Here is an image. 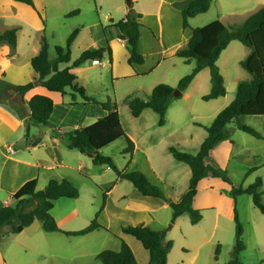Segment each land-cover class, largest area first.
Wrapping results in <instances>:
<instances>
[{
	"label": "crops",
	"instance_id": "1",
	"mask_svg": "<svg viewBox=\"0 0 264 264\" xmlns=\"http://www.w3.org/2000/svg\"><path fill=\"white\" fill-rule=\"evenodd\" d=\"M175 1L180 0H134L133 10L141 14L138 20L144 25L138 40L139 52L144 59L140 64L135 63L130 65L128 63L127 59L129 52L126 42L120 38L118 28L112 25L126 16L128 4L119 2L115 5L116 10L121 11V15L118 20L112 21L106 26L100 21L87 22L81 20L80 24L77 25L80 31L72 44H78L80 46L79 48H81V52L87 49H97L108 44L111 49V61L107 57H104L99 61L100 65L98 68L95 66V61H87L81 66L73 69L77 75V83L82 85L87 92L86 85L88 84V75L90 74L89 69L100 71L102 68L106 67L107 73L110 74L111 80L115 83L126 79H132L130 82H124L121 88H123L124 92H128L127 94L132 92L134 88L142 90L143 92L139 95L142 96L140 98L143 99H146V97L148 98L152 88L159 82L175 86L182 76L179 73L177 74V72L174 74L172 69L182 68L183 71L189 70L188 72H190L195 65V62L194 64L192 61L186 63L183 58L177 57V59H179L178 62L177 60H173L169 62L167 68L164 67L166 59L170 56L174 57L177 50L184 47L191 36V32L188 33L186 32L187 30L183 28L182 19L181 22L173 21V17H176L175 9L172 7ZM33 2L34 6H30L15 0H0V33L8 28L17 27L15 47L11 49L6 44H0V76H3L5 80L13 84L31 81L36 76L34 70L29 65V61L40 49V41L45 29L44 20L46 21L47 6L45 0H33ZM262 2H264V0ZM164 4L168 5L166 9L163 8ZM67 5L68 7L71 6L69 3ZM164 11L166 15L165 20H163ZM179 11L176 10V13L178 14ZM67 13L69 12H66V14ZM107 27H111V30L106 31ZM38 34H40V37L36 36ZM233 41L238 40H231L226 48L220 52L217 60L221 57L222 53H227V49L231 46ZM23 58L25 60H21ZM154 71H156V74L153 78H144ZM2 73L4 75H1ZM163 78L170 79L165 80ZM236 80L238 81V78L235 79V85ZM210 83V70L208 67H204L194 76L189 85L180 94L187 104V107L184 106L186 109H184L182 104L170 102L164 114V123L160 125L158 123V114L151 108H145L139 116L134 117L138 119L145 115L141 123L136 125L134 121H130V131L123 128L127 137L133 142L134 149L136 151L140 150L141 154H143L148 164V169L145 170V172L154 173L163 189L171 194L170 196L177 195L182 190L184 191L186 185L188 187L191 171L186 163L178 161L172 156L169 147L176 146L181 151L192 153H196L199 150L201 143L207 136V130L204 127L205 125L193 121L194 118H197V115L192 112V102L190 98H193L194 95L202 97L204 94L208 93L211 86ZM38 87L42 88L43 86L35 85L25 93L24 99L26 102L33 95L45 94V96L52 98L54 108L57 102L61 104V106L80 105L76 100L65 101V96L61 93L62 96L54 94V91L48 90L49 92H42L40 90L41 88ZM44 88L45 87H43V89ZM234 97V94L229 95L226 87V94L224 96L209 99L206 100V102L209 103V110L213 111L212 115L214 116L215 112L219 113L221 108L225 107ZM101 109L97 114L91 115L94 117L93 120H97L107 114L105 110ZM117 110L119 113V106ZM200 117L202 116L199 115L198 118ZM253 119L256 120H253L252 123L248 121L246 124L256 127V122H262L264 116H256L253 117ZM241 120L243 121L244 119L240 118V121ZM63 122V120H59L54 123L60 124ZM77 126L78 125L74 123L73 129L77 128ZM45 127V125L34 124L26 134L21 112L8 101L0 99V206L10 204V196L30 179L37 178L36 188L42 189L49 178L55 176L61 179L63 178L62 176L66 175L69 171H78L84 176L89 175L90 170L87 171L88 167L82 157V155L85 154L76 149H68L65 146L64 140L66 132L61 130H58L57 133L49 132L47 128L45 130ZM228 140H230V143L233 142V140L228 137L212 148L209 155L205 158L207 164L215 165L210 161V158L213 156L217 157L218 160H220V155L221 157L225 156L227 160L229 155L228 152L234 147V142L229 146ZM75 151H78L80 154H76L77 152ZM132 161H135L134 156L130 157L126 163H132ZM222 162L223 161H221V163ZM205 178L201 179L198 185L204 181ZM212 179L213 180H211L209 184L214 186L217 185L218 182H214L216 177H212ZM120 180L122 179L118 178L112 183L111 187H109L106 192L107 196L111 195V193L117 189L116 187L119 185ZM129 190L130 189H128V191ZM133 191L127 193V191L118 190L114 199L108 196L106 206H104V210L100 216H98V222L117 233L121 231V226L126 223H143L149 226L153 219L148 213L164 208L167 204L160 205V203L157 202L154 203L138 198L134 195ZM183 191L182 193L185 192ZM197 197L198 191L192 202L194 209L201 210L208 207L207 205H202L201 201H196ZM64 199L65 200H61L60 198L53 203L54 218L58 226L63 230L69 231L86 227L97 211V208H94V210L91 211L90 217L82 220L80 223L81 225H79L75 223V219L79 212L75 204L78 197L74 199ZM220 200L221 197H219L217 201L215 200L213 205H209L215 209L212 215L213 222L210 232L206 238H199L198 243L194 244L195 246L199 247L214 237L219 222L218 204ZM64 201L66 202L65 204ZM61 204L62 209L59 212L57 207ZM70 205H72L71 208ZM110 205H112L111 210L113 207L117 209L116 213L110 212ZM181 217H184L183 214L176 218L171 227H178L180 229V225L187 224L185 219L181 220ZM156 222L167 223L166 220H157ZM101 230L102 229H96L83 235L67 236L60 232L45 231L42 229L40 221H34L21 232L12 234L10 233L9 226H3L0 228V264H46V262L51 259L52 252L50 241L54 238L53 235L55 234L82 240L83 243L85 242L87 250L90 249L95 251L93 253L97 256L101 249H94L90 241L91 238L97 232L100 233ZM104 236L106 237V235ZM125 236L122 237L131 247L138 264H147L148 257L145 259L142 244L139 241H134L131 238L132 236ZM172 236H176L177 238L176 234ZM165 238L167 240H174L173 237H167V234ZM175 245L168 253L166 264H193L194 259L185 261L183 256L186 253L180 255L178 259L173 257ZM119 248L115 246L114 250H118ZM137 252L142 257L143 263H140ZM261 264H264V262Z\"/></svg>",
	"mask_w": 264,
	"mask_h": 264
},
{
	"label": "trees",
	"instance_id": "2",
	"mask_svg": "<svg viewBox=\"0 0 264 264\" xmlns=\"http://www.w3.org/2000/svg\"><path fill=\"white\" fill-rule=\"evenodd\" d=\"M30 6H34L33 0H15ZM182 12V26L189 27L188 20L199 13L206 12L210 7V0H185L180 3ZM132 7V1L129 3ZM77 10H73L66 16L74 15ZM141 17L139 12L131 9L126 16L112 25L119 30L120 38L125 40L129 56L128 63H142L143 56L139 52L138 40L144 26L139 22ZM80 29L75 28L67 37L65 45H56L55 57H48V43L44 36L40 41L39 52L31 57L30 67L36 76L33 80L13 84L0 76V99L6 100L15 106L22 115L26 134L34 124L48 125L50 115L54 109L53 100L45 95H33L27 102L24 95L35 85L45 87L49 91L65 94L70 90L72 101L75 94L85 102H94L93 97L87 96L85 88L77 83V75L73 69L81 66L87 61H100L107 57L111 61V49L107 44L97 49H87L80 53L77 59L71 61L70 47L76 39ZM191 36L186 46L177 50L176 55L183 58L186 63L194 60L193 69L181 77L176 86L173 87L166 83L156 84L148 98L140 97L129 98L127 105L133 117H137L145 108H151L158 114V123H164V114L168 103L174 97L175 89L183 91L194 78V76L204 67L210 70L211 88L208 93L201 98L206 101L226 94L224 79L221 75L216 60L220 52L226 48L231 40H238L249 49V53L241 60L240 64L249 74L248 80L238 82L235 97L226 105L213 119L212 123L206 127L207 136L201 143L196 153L185 152L176 147H169L172 156L186 163L191 171L187 190L178 200L167 198L161 189L151 183L147 176L138 170L120 171L110 156H103L99 150L108 146L120 137H124L127 146L123 153H128L131 157L134 145L127 137L119 118L117 105L106 100L100 102L101 107L107 112L103 117L95 122L72 129L66 132L64 144L68 149H76L89 156L93 164H105L114 171L118 178L128 180L135 187L137 193L142 197L156 199L168 204L172 209L171 223L184 213L190 217L192 224L198 223L202 214L199 210L192 207L193 199L197 193L198 183L201 179L212 176L229 182L225 171H220L211 164L205 162L212 148L220 141L229 137L226 131L228 123H235L237 129L261 139L263 136L253 127L242 123V116H264V6L260 7L238 25L226 26L219 19H214L209 23L192 28ZM17 27H11L0 33V44H6L13 49L16 45ZM60 64L64 66L59 68ZM1 75H4L3 73ZM255 168L249 169L248 172ZM262 181H256L247 186L231 187L233 196L248 194L252 198L253 205L264 214V202L261 198L260 187ZM37 178L25 182L16 192L11 195L15 204L0 206V228L9 226L10 233L17 234L24 228L30 226L34 221H40L42 229L48 232H60L65 235H83L104 227L97 222L100 211L104 206V200L95 213L90 223L79 230L61 229L51 211L53 203L59 198H77L79 193L77 188L66 179L50 178L42 189H37ZM103 190L105 196V192ZM236 224L235 245L233 255L227 264H244L241 262L237 253L244 249L241 241L242 228L238 221L237 214L234 215ZM121 232L137 239L148 252L147 264H166L168 253L173 246L171 240H165L164 234L143 223L126 224L121 226ZM220 245L215 248L214 259L217 260ZM97 259L102 264H138L131 247L121 241L118 250L104 249L97 254Z\"/></svg>",
	"mask_w": 264,
	"mask_h": 264
},
{
	"label": "rangeland",
	"instance_id": "3",
	"mask_svg": "<svg viewBox=\"0 0 264 264\" xmlns=\"http://www.w3.org/2000/svg\"><path fill=\"white\" fill-rule=\"evenodd\" d=\"M183 1L185 0L173 2L172 7H174L176 14V17H173V21L175 20L177 22H181L182 12L179 5ZM262 1L263 0H210L209 9L206 12L197 14L194 18H189V27L184 29H186V32L189 33L192 32V28L203 26L214 19H219L226 26L238 25L242 23L245 18L248 17V15L264 6V2ZM119 2L127 4L125 0H45V4L47 6V15L45 18L46 21L44 20L45 29L43 32V36L48 43L49 59H53L56 56L54 50L55 46H64L69 33L78 27L77 25L80 24L81 20L87 22L100 21L104 26L110 24L112 21L114 22L118 20L121 15V11L116 10L115 5H117ZM68 3L71 4L70 7H68ZM133 5L134 0L132 1V7H129L128 5L127 12L133 9ZM167 6V4H164L163 8L166 9ZM73 10H77L78 12L74 15L65 16L66 12H71ZM176 10H180L178 14L176 13ZM163 18V20H165L166 18L165 11L163 14ZM110 28L111 27H107L106 31L111 30ZM36 36L40 37V34ZM79 47L80 46L78 44L71 45L70 64L80 55L81 48ZM227 50V53H222L216 64L219 67L221 75H223L224 77V86L225 88L227 87L229 95H235L237 82L248 80L250 78V74L247 73V71L243 69L240 64L241 60H243L249 53V49L242 45V43L233 41L231 43V46ZM177 57L178 56L175 55L174 57L170 56L169 58H167L164 67L167 68L169 62H172L173 60H177L178 62L179 59H177ZM21 60L25 59L23 58ZM192 63L194 64V60H192ZM63 66V64H60L59 68H62ZM172 70L174 74L177 72V74L179 73L182 77L189 73V70L183 71L182 68L175 70L173 68ZM89 73L90 74L88 75L87 82L88 84L86 85V95H91L90 97H93L96 100V103L85 102L77 93L75 94V100L80 104L78 106H61V104L57 102L56 107L51 113V118H49V124L45 125V130L47 128L49 132L54 133H57L58 130L69 132L73 129L74 123L78 125L77 127L87 126L95 122L96 119L93 120L94 117H92L91 115L97 114L102 108L100 102L106 100H110V102L116 104L117 107H120L119 118L121 121V125L127 131H130V121H134L136 125L143 121L145 115L139 117L138 119H135L131 115L127 105V101L129 98L142 97L139 94L143 91L134 88L132 92L127 94L128 92H124L123 88H121L124 82H130L132 81V79H126L115 83L113 82V80H111L110 74L107 73L106 67L102 68L100 71H93V69H89ZM155 74L156 71L144 78L151 79L153 78V76H155ZM236 78H238V81L236 80L235 85ZM163 79L166 80L170 78ZM40 90L42 92H49L45 88L43 89V87ZM181 92L182 91H180V94ZM54 94H58V96L61 95L59 92H54ZM62 95L65 96V101H72L69 89L67 93ZM190 101L192 102V112L197 115V118H194L193 121L195 123L205 125L204 127L206 129V127L212 123L218 112H215V115L213 116V111L209 110V103L202 100L200 96L194 95L193 98H190ZM170 102L182 104L183 107H187L185 100H183L182 96L180 95L174 96L170 100ZM170 102L168 103V105H170ZM230 102L231 100L228 102V104ZM185 107L184 109H186ZM223 108L224 107H222L221 110ZM101 110L104 109L102 108ZM199 115H201L202 117L198 118ZM253 117L256 116H242L240 118L244 119L243 121H241L242 123L246 124L248 123V121L252 123L253 120H256L253 119ZM59 120H63L64 122L60 124L54 123L58 122ZM251 127L256 129L263 136L264 120L259 123L256 122V127L253 125ZM226 131L228 132L229 137L233 140L234 147L231 148L228 152L229 155L227 157V160L225 156L221 157L220 155V160H218L217 157L213 156L212 158H210V161L211 163L215 164L213 165L214 167H216L220 171L226 172L229 182L216 178L214 182H218L217 185H210L209 183L213 179L212 176H208L198 185V197L196 201L199 200L201 201L202 205L208 206L201 210L197 209L202 214L201 220L196 224H192L190 222L189 215L187 213H184V217H181V220L185 219L187 224L180 225V229L178 227H171V225H173V223H171L172 209L167 204L164 208L148 213L149 216L153 219L152 223L149 226L153 229L160 230L161 233L165 231V237L166 234L167 237H173L174 240H171L173 242V246L176 244L173 249L174 258L178 259L180 255H184V253H186L183 256L185 258V261L194 259L193 264H227V262L233 255V248L235 245L236 224L234 221V215L236 213L238 221L242 228L241 241L244 245V249L237 253V257L244 264H261L262 262H264V214L261 213L258 208L253 205L250 195L240 194L237 196H233L231 193V187L247 186L254 183L257 178H260L262 181V185L259 189L261 192L262 201L264 202V136L261 139L254 138L251 135L237 129L235 123L227 124ZM227 142L229 146H231V143L233 144V142L230 143V140H228ZM126 146L127 144L125 138L120 137L108 146L99 150V153L103 156H110L113 159L116 167L122 172L131 170H138L143 172L147 176L149 181L158 186L167 198L178 200L183 194V190L177 195L170 196L171 194L163 189L154 173L145 172V170L148 169V164L145 161L144 156L143 154H141L140 150L136 151L135 149H133L131 157L134 156L135 161H132V163H126V161H128L130 158V154L128 155V153H123V149ZM176 148L179 149L178 147ZM75 152H77L76 154H80L78 153V151ZM82 157L84 158L85 164L88 167L87 171L90 170L89 175L84 176L81 175L78 171H69L66 173V175L62 176L63 178H61L70 181L77 188L79 193L78 199H76L75 203L79 211L77 214V218L75 219V223L81 225V221L84 219H88L91 215V211L94 210V208H97L98 211L103 200L104 206H106L108 196L111 199H114L118 190L127 191V193H130L134 190L133 193L138 198L145 199L154 203L157 202L160 203V205L165 204L156 199L142 197L137 193L132 183L124 179L120 180V183L118 182L119 185L116 187L117 189L112 192L111 195L107 196L105 192V196H103V190H107L109 187H111L112 183L118 179L116 173L105 164H93L91 158L87 155H82ZM221 161L223 162L221 163ZM251 168L255 169L251 172H248ZM51 178L56 177L53 176ZM128 189L130 190L128 191ZM186 190L187 185L184 188V191ZM219 197H221V200L218 204L219 222L215 231V235L210 241L197 247L194 244L198 243L199 238H206L211 229V224L213 222L212 215L215 209L209 205H213L215 200L217 201ZM10 200L11 204L14 205L15 201H12L11 196ZM61 200L65 199L61 198ZM65 203L66 202L64 201V204ZM104 206L100 211L99 216L104 210ZM111 206L112 205H110V212L116 213L117 209L113 207V209L111 210ZM71 207L72 205H70V208ZM57 209L60 212L62 209V204L58 205ZM53 212L54 208H52L51 211L52 215L54 216ZM145 214L147 215L146 212ZM94 216L95 214L92 216L91 220L94 218ZM157 220H166L167 223L164 224V222H156ZM102 226L104 227V229L99 228L102 229L101 232H97L91 238L90 244L94 246V249H101L100 252L104 249L114 250L115 246L119 248L121 241H124L122 236H125L126 234H123L121 231H119V233L113 232L111 228L104 225ZM174 234L177 235V238L176 236H172ZM104 235H106V237ZM53 237L54 238L50 241L52 252L51 259H49L46 264H102L97 259V256L93 253L95 251L90 249L87 250V246L85 245V242L83 243L82 240L76 239L74 237L72 239V237H65L58 234L53 235ZM131 238L136 242L138 241L134 237ZM165 240L167 239L165 238ZM217 244L220 245V250L218 258L217 260H215L214 254ZM143 250V254L145 255L146 259L148 257V252L144 248ZM137 255L140 263H143L142 257L138 254V252Z\"/></svg>",
	"mask_w": 264,
	"mask_h": 264
},
{
	"label": "water",
	"instance_id": "4",
	"mask_svg": "<svg viewBox=\"0 0 264 264\" xmlns=\"http://www.w3.org/2000/svg\"><path fill=\"white\" fill-rule=\"evenodd\" d=\"M126 3L129 5V3L131 2V0H125ZM180 95V91L179 90H174L173 92V96H178ZM165 231H163L162 233L164 234Z\"/></svg>",
	"mask_w": 264,
	"mask_h": 264
},
{
	"label": "built area",
	"instance_id": "5",
	"mask_svg": "<svg viewBox=\"0 0 264 264\" xmlns=\"http://www.w3.org/2000/svg\"><path fill=\"white\" fill-rule=\"evenodd\" d=\"M99 65H100V64H99V61H96V62H95V66L98 68Z\"/></svg>",
	"mask_w": 264,
	"mask_h": 264
}]
</instances>
